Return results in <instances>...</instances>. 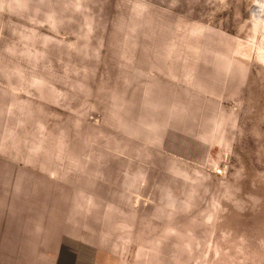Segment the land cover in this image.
I'll return each mask as SVG.
<instances>
[{"label":"rangeland","instance_id":"rangeland-1","mask_svg":"<svg viewBox=\"0 0 264 264\" xmlns=\"http://www.w3.org/2000/svg\"><path fill=\"white\" fill-rule=\"evenodd\" d=\"M21 215L98 264H264V0H0Z\"/></svg>","mask_w":264,"mask_h":264},{"label":"crops","instance_id":"crops-1","mask_svg":"<svg viewBox=\"0 0 264 264\" xmlns=\"http://www.w3.org/2000/svg\"><path fill=\"white\" fill-rule=\"evenodd\" d=\"M27 218L14 219L19 221L18 230L0 237V264H98L97 247L92 242L72 236L47 239L41 226L32 236Z\"/></svg>","mask_w":264,"mask_h":264}]
</instances>
